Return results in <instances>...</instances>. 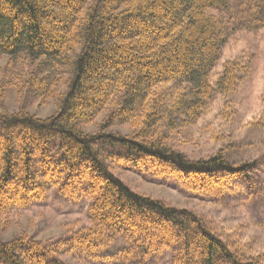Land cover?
<instances>
[{"label":"trees","instance_id":"trees-1","mask_svg":"<svg viewBox=\"0 0 264 264\" xmlns=\"http://www.w3.org/2000/svg\"><path fill=\"white\" fill-rule=\"evenodd\" d=\"M239 27L264 29V0H0V58L13 69L19 59L34 65L26 94L49 97L68 76L54 114L0 112V213L42 201L51 188L91 200L87 226L49 244L23 236L0 242V264H66L67 253L264 264V250L241 242L238 231L223 235L202 215L140 194L113 172L148 170L212 199L236 193L254 164L235 165L221 150L190 159L171 140L249 74L238 58L212 81ZM106 109L100 130L86 132ZM120 124L135 129L106 131ZM254 124L264 128V111ZM115 241L122 246L109 251Z\"/></svg>","mask_w":264,"mask_h":264},{"label":"rangeland","instance_id":"rangeland-1","mask_svg":"<svg viewBox=\"0 0 264 264\" xmlns=\"http://www.w3.org/2000/svg\"><path fill=\"white\" fill-rule=\"evenodd\" d=\"M238 58L249 65L250 72L236 91L227 96L219 95L206 114L194 124L181 128L171 140V144L190 159L209 157L221 150L235 165L254 164L249 178L241 181L234 195L220 199L198 196L182 188L174 178L156 177L148 170L116 167L113 172L140 194L163 199L202 215L223 235L238 231L241 242L259 252L264 250V128L254 122L264 111V29L239 27L233 30L212 72V81L217 79L226 61ZM33 67L28 60L19 59L13 69V62L7 55L0 58V112L24 110L44 118L58 110L62 94L67 91L68 76L62 77L53 95L33 98L26 94L22 84ZM11 71L16 76L11 77ZM110 110L101 112L93 123L85 126V131L98 132ZM134 129L130 124H120L106 131L131 135ZM81 196L71 198L51 188L42 201L0 213V242L23 236L49 244L66 237L73 229L87 226L91 200ZM121 246V241H115L109 251H116ZM61 258L66 264L169 262L168 255L137 256L126 262L97 261L81 253H67Z\"/></svg>","mask_w":264,"mask_h":264},{"label":"bare ground","instance_id":"bare-ground-1","mask_svg":"<svg viewBox=\"0 0 264 264\" xmlns=\"http://www.w3.org/2000/svg\"><path fill=\"white\" fill-rule=\"evenodd\" d=\"M71 193V192H70Z\"/></svg>","mask_w":264,"mask_h":264}]
</instances>
